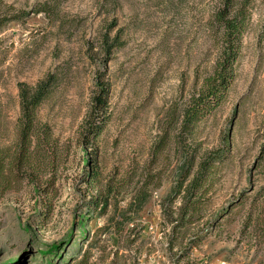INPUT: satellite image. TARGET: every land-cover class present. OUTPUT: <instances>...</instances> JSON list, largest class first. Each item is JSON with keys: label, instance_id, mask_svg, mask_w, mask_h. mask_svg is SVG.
Masks as SVG:
<instances>
[{"label": "rangeland", "instance_id": "obj_1", "mask_svg": "<svg viewBox=\"0 0 264 264\" xmlns=\"http://www.w3.org/2000/svg\"><path fill=\"white\" fill-rule=\"evenodd\" d=\"M219 4L0 0V148L17 139L19 87L45 84L54 163L39 183H0V264H264V0H236L234 79L179 128L221 54Z\"/></svg>", "mask_w": 264, "mask_h": 264}, {"label": "trees", "instance_id": "obj_2", "mask_svg": "<svg viewBox=\"0 0 264 264\" xmlns=\"http://www.w3.org/2000/svg\"><path fill=\"white\" fill-rule=\"evenodd\" d=\"M235 2L236 0H220L215 12V20L221 30V54L213 72L205 78L197 95H192L190 102L181 112L179 128L184 133L191 132L197 122L221 104L226 90L234 79L233 65L238 57L240 37L244 28V16L235 10ZM46 94L45 84H39L33 91L24 85L19 87L20 115L17 120V139L12 147L0 148V183H12L17 180L39 183L40 171L53 167L52 160L42 158L43 155H47L50 146H53L50 129L45 125L41 126L36 117V109ZM107 95V86L100 84L92 98L89 112L91 120L88 124L92 128L95 126L92 130L93 134L97 133L105 123ZM191 161L192 159L190 164ZM88 162L87 158L83 159V163L88 164ZM199 178L201 175L193 181L192 187L200 184ZM33 187L38 190L36 184ZM78 222L79 226L83 224V221ZM57 248V244H51L46 254Z\"/></svg>", "mask_w": 264, "mask_h": 264}, {"label": "built area", "instance_id": "obj_3", "mask_svg": "<svg viewBox=\"0 0 264 264\" xmlns=\"http://www.w3.org/2000/svg\"><path fill=\"white\" fill-rule=\"evenodd\" d=\"M218 264H223V263H218Z\"/></svg>", "mask_w": 264, "mask_h": 264}]
</instances>
